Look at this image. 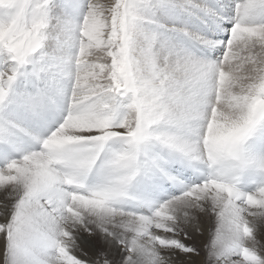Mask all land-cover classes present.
<instances>
[{
	"label": "snow or ice",
	"instance_id": "obj_1",
	"mask_svg": "<svg viewBox=\"0 0 264 264\" xmlns=\"http://www.w3.org/2000/svg\"><path fill=\"white\" fill-rule=\"evenodd\" d=\"M0 157V264H264V0H0Z\"/></svg>",
	"mask_w": 264,
	"mask_h": 264
},
{
	"label": "bare ground",
	"instance_id": "obj_2",
	"mask_svg": "<svg viewBox=\"0 0 264 264\" xmlns=\"http://www.w3.org/2000/svg\"><path fill=\"white\" fill-rule=\"evenodd\" d=\"M223 2V0H220ZM101 2H105V0H101ZM194 23V22H193ZM198 28V27H197ZM218 36L223 37V32H218ZM61 108V107H60ZM60 110V109H59ZM57 113V112H56ZM56 114H50L46 124H43L39 127L32 126L33 131L41 136L47 135L51 131V127L53 124V121L51 120L52 117H54ZM58 118V116H57ZM53 119V118H52ZM61 121V119H60ZM0 160H2V157H0ZM10 190L5 189L3 191H0V201H3L5 197L9 194ZM11 203V201H8ZM196 226L200 228V231H196L195 227L193 225H189L184 229V231L188 232L189 238L187 240H184V233L181 232L180 239L182 242L186 244V246L189 247H195L198 252H202L201 256H191L189 259L188 255L185 254L183 256L181 255H174L173 253H165L167 255L172 256L174 260L177 261H183V264H201L202 261L207 259V249L205 248V245L208 244L211 240V232L215 228V221L214 217L209 213L205 215L204 213H196ZM254 239L259 242L261 246H264V224H257L254 229ZM201 241L202 245L199 247L198 242ZM117 249H119V245H115ZM204 252V253H203Z\"/></svg>",
	"mask_w": 264,
	"mask_h": 264
},
{
	"label": "rangeland",
	"instance_id": "obj_3",
	"mask_svg": "<svg viewBox=\"0 0 264 264\" xmlns=\"http://www.w3.org/2000/svg\"><path fill=\"white\" fill-rule=\"evenodd\" d=\"M221 2V1H220ZM234 2V0H223V2H221V3H223V4H227V5H231L232 3ZM208 3H210V4H213V5H215L216 4V0H208ZM223 14L224 15H226V16H230L231 15V8L230 7H228V8H226V9H224L223 10ZM194 22V23H193ZM192 25L194 26V30L195 29H199V30H201V31H204V32H208L209 31V28L206 26V25H204V24H201L200 22H198V21H192ZM198 27V28H197ZM225 27H230V24H225ZM224 33V32H223ZM220 38H222V39H226V37H227V33H224V36L223 37H221V36H219ZM60 109V110H59ZM58 110H56V111H54V112H52V114H56L54 117H52L51 118V120L53 121V124H52V127H51V130L52 129H54L57 125H58V123L60 122V119H62V117H63V106L61 105V108H59ZM57 112V113H56ZM57 116H58V118H57ZM198 245H199V247L202 245V242L201 241H199L198 242ZM204 253V252H203ZM202 252H199V255H194V257H199V256H201L202 257ZM204 256V255H203Z\"/></svg>",
	"mask_w": 264,
	"mask_h": 264
}]
</instances>
